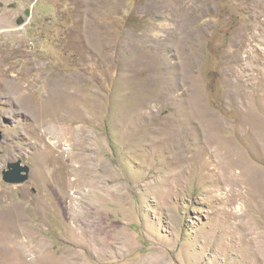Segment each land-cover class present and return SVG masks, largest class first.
I'll return each mask as SVG.
<instances>
[{
  "label": "rangeland",
  "instance_id": "obj_1",
  "mask_svg": "<svg viewBox=\"0 0 264 264\" xmlns=\"http://www.w3.org/2000/svg\"><path fill=\"white\" fill-rule=\"evenodd\" d=\"M0 2V264H264V0Z\"/></svg>",
  "mask_w": 264,
  "mask_h": 264
},
{
  "label": "water",
  "instance_id": "obj_2",
  "mask_svg": "<svg viewBox=\"0 0 264 264\" xmlns=\"http://www.w3.org/2000/svg\"><path fill=\"white\" fill-rule=\"evenodd\" d=\"M3 6V3H0V8H2ZM21 23V21H17V24L20 25ZM29 174L30 168L26 165H22V162L19 160L7 165L6 170L2 172V180L6 184L19 186L28 181Z\"/></svg>",
  "mask_w": 264,
  "mask_h": 264
},
{
  "label": "flooded vegetation",
  "instance_id": "obj_3",
  "mask_svg": "<svg viewBox=\"0 0 264 264\" xmlns=\"http://www.w3.org/2000/svg\"><path fill=\"white\" fill-rule=\"evenodd\" d=\"M0 3H1V2H0ZM11 7H12V8H15L16 5L14 4V5H12ZM24 15L29 16V11H28V10H25V11H24ZM18 21H22V23H23V19H22V17L18 18Z\"/></svg>",
  "mask_w": 264,
  "mask_h": 264
},
{
  "label": "bare ground",
  "instance_id": "obj_4",
  "mask_svg": "<svg viewBox=\"0 0 264 264\" xmlns=\"http://www.w3.org/2000/svg\"><path fill=\"white\" fill-rule=\"evenodd\" d=\"M42 134H43V133H42ZM52 150H53V149H52ZM80 219H81V218H80ZM80 219H79V220H80ZM1 239H2V238H1Z\"/></svg>",
  "mask_w": 264,
  "mask_h": 264
}]
</instances>
